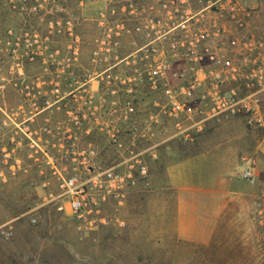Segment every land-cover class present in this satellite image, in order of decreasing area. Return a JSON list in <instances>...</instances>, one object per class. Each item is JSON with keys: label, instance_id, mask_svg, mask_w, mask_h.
Masks as SVG:
<instances>
[{"label": "rangeland", "instance_id": "374dc122", "mask_svg": "<svg viewBox=\"0 0 264 264\" xmlns=\"http://www.w3.org/2000/svg\"><path fill=\"white\" fill-rule=\"evenodd\" d=\"M11 1L0 0V31L39 32L51 50H62V60L68 59L73 43L65 21H74L75 34L81 36L78 71L85 80L92 75L95 84L109 68L112 71L106 74L112 78L135 73L133 54L138 45L149 42L151 19L161 21L157 28L164 32L177 27L184 17L194 28L203 26L214 33L215 45L220 47L229 46L234 37L264 42V0H26L15 3L16 7ZM36 1L46 2L45 6L36 10ZM58 20L64 21L60 35L51 27ZM57 67L35 64L27 70L33 77L48 68L46 79L52 80ZM17 69L12 61L1 59L0 85L7 86L0 88V264H264V126H251L244 118H223L229 121L211 122L197 135L195 145L218 129L215 134L219 133L220 141L232 138L239 149L240 186L212 241L199 243L180 236L176 199L161 190L156 175L163 171L159 159L150 161L152 184L130 193L122 203L112 200L102 215L106 222L92 226L60 207V181L71 170L69 149L51 143L48 150L44 148L47 153L24 147L15 153L22 160L16 168L3 160L5 148L28 125L21 116V93L13 87L20 82ZM30 123L37 128L45 121L39 117ZM88 139L97 143L100 161L109 165L115 149L103 135ZM42 141L45 144L46 138ZM245 154L258 161L255 186L244 178L241 159Z\"/></svg>", "mask_w": 264, "mask_h": 264}, {"label": "built area", "instance_id": "2783aa9c", "mask_svg": "<svg viewBox=\"0 0 264 264\" xmlns=\"http://www.w3.org/2000/svg\"><path fill=\"white\" fill-rule=\"evenodd\" d=\"M10 3L16 7L15 3L27 1ZM45 3L36 1L35 9ZM150 21L149 42L138 45L133 54L135 73L112 78L106 74L112 69H106L99 75L106 76L97 91L90 87L92 75L87 81L79 74L81 36L75 34L74 21H65L73 41L65 60L62 50H51L39 32L0 31V62L4 58L18 68L20 82L13 87L21 93V116L28 123L5 148L3 160L16 168L22 160L15 153L24 147L47 153L51 143L69 149L71 170L60 181V207L92 226L106 222L102 215L112 200L122 203L130 193L152 184L150 161L159 159V154L148 144L158 126L172 123L185 142L223 118H244L251 126H264V42L234 37L229 46L220 47L215 45L214 33L203 26L194 28L184 17L164 32L157 28L161 21ZM63 24V20L52 22L57 35L63 33ZM176 29L179 32H173ZM50 63L58 66L52 80L46 79L48 68L29 76L28 65L45 68ZM39 117L45 123L35 128L30 122ZM97 134L115 149L109 165L100 161L99 146L88 139ZM44 138L46 143L41 144ZM241 161L244 178L259 181L256 156L245 154Z\"/></svg>", "mask_w": 264, "mask_h": 264}, {"label": "crops", "instance_id": "0c3cea01", "mask_svg": "<svg viewBox=\"0 0 264 264\" xmlns=\"http://www.w3.org/2000/svg\"><path fill=\"white\" fill-rule=\"evenodd\" d=\"M98 85L92 79L90 87L93 91L98 90ZM228 121L220 120L215 124ZM216 132L218 129L204 139L201 137V144L195 145L198 134L193 141H181L173 124L166 122L156 128L152 143L148 144L156 147L159 154L163 171L158 173L155 167L156 175L160 178L161 190L170 192L176 199L178 231L182 239L188 241H212L240 186L238 145L232 138L220 141ZM211 139L214 140L210 142ZM176 142L184 145L176 146Z\"/></svg>", "mask_w": 264, "mask_h": 264}]
</instances>
